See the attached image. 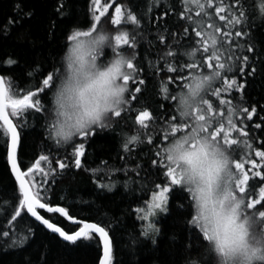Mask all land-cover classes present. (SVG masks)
Masks as SVG:
<instances>
[{
  "label": "snow or ice",
  "instance_id": "obj_1",
  "mask_svg": "<svg viewBox=\"0 0 264 264\" xmlns=\"http://www.w3.org/2000/svg\"><path fill=\"white\" fill-rule=\"evenodd\" d=\"M41 6V0H15L0 27V161L7 178L4 183L0 177V256H16L14 264H60L58 249L95 245L98 264H117L121 231L136 245L146 240L156 245L158 222L167 214L187 233L179 239L175 233L170 236L183 264H214L205 246L213 239L220 243L221 225L218 220L212 223L218 215L219 172L193 191L188 184L197 181L195 171L189 175L179 161L173 162L174 152L188 155L189 164L201 152L208 157L209 139L229 155L230 191L234 200L239 197L223 230L232 238L241 235V218L250 214L264 223V0H147L146 5L142 0H90L83 19L73 13V0H52L47 15L40 13ZM37 24L42 39L64 40L61 52L66 47L75 51L82 37L101 26L115 33V54L133 50L127 65L131 75L122 81L127 86L125 104L111 113L110 122L82 129L71 142L51 138L49 130L55 125L46 119L39 146L29 143V130L51 115V93L61 71L55 57L51 64H37L27 49L9 46L20 30L19 41L27 40L35 49ZM142 44L147 49L140 55ZM110 55L105 50L99 59ZM208 74L216 79L205 89ZM31 81L35 83L26 87ZM185 92L200 97L201 103L192 107L185 99L181 111L177 97ZM133 116L125 131L121 121L128 125ZM104 132L120 137L114 149L118 165L98 155L104 145L97 141L109 139L101 135ZM28 154L34 158L30 166L24 163ZM81 172L90 173L97 198L117 186L124 189L127 204L120 215L70 189L62 190L60 203L54 204L57 186ZM193 201L199 203L198 214ZM41 210L71 220V227L58 226ZM133 216L138 229L135 221L131 229L125 224Z\"/></svg>",
  "mask_w": 264,
  "mask_h": 264
},
{
  "label": "clouds",
  "instance_id": "obj_2",
  "mask_svg": "<svg viewBox=\"0 0 264 264\" xmlns=\"http://www.w3.org/2000/svg\"><path fill=\"white\" fill-rule=\"evenodd\" d=\"M114 35V32L101 26L91 36L82 37V42L75 51L66 47L58 58L61 71L51 93V115L47 117V121L55 125L49 130L50 137L59 139L62 144L71 142L84 128H101L110 122L111 113L126 102L127 86L122 81L124 75H131L127 65L133 60L134 54L126 51L115 54ZM105 50L112 52V55L107 60L100 61L99 57ZM110 68L112 71L109 73ZM101 73L108 75L102 76ZM215 79L214 74H208L205 89ZM177 99L181 111L185 110V99L192 107L201 103L200 97L193 98L187 92L183 96L178 95ZM206 148L209 156L205 157L201 152L198 159L193 160L191 164L187 163L191 159L188 155L173 153L174 163L179 161L189 175L193 170L197 174V181L188 184L193 191L205 186L219 172L218 215L212 218V223L218 220L221 225L220 243L218 245L217 240L213 239L206 244L205 250L214 257V264H264V223L254 219L255 214L241 218L244 223V233L241 235L232 238L229 232L223 230L222 226L232 214L239 197L235 200L232 198L228 182L231 160L225 149L210 139L206 142ZM189 175H186V181ZM220 203H223L222 210ZM193 207L194 212L198 214L200 207L197 201H193ZM211 226L212 224L210 228Z\"/></svg>",
  "mask_w": 264,
  "mask_h": 264
},
{
  "label": "trees",
  "instance_id": "obj_3",
  "mask_svg": "<svg viewBox=\"0 0 264 264\" xmlns=\"http://www.w3.org/2000/svg\"><path fill=\"white\" fill-rule=\"evenodd\" d=\"M14 2L15 0H0V27H3V25L6 23L8 14L11 12V5ZM89 2L90 0H73V13L83 19L81 13H87V5ZM56 3H59V0H56ZM142 3L146 5L147 0H142ZM176 3L179 4V0H176ZM41 5L42 6L39 9L41 14L47 15V13L52 10V0H41ZM111 11L114 14L115 9L112 8ZM19 33L20 30H16V32L13 33L12 40L10 41L9 46H18L27 49L30 58L33 61L37 62V64L39 62H47L48 64H51L54 57L58 61V58L62 53L60 49L64 43L63 39H57L55 42L49 41L47 39H42L41 25L37 24L33 29V36L37 39V45L35 49H31L27 40L23 42L19 41ZM146 49L147 45L142 44L140 47H138L137 51L140 55H143ZM126 52L132 53L133 50L128 49ZM155 53L156 50L153 49L151 53L153 58H155ZM34 83L35 81H31L26 83L25 86L31 87ZM173 87H175V85H173ZM256 91V89L253 90L254 96L256 95ZM222 98L227 99L228 97L222 96ZM216 104H219L218 100H216ZM46 119L47 118L40 119L35 129L29 130L32 132V135L29 137V143L33 144L34 146H39L41 137L46 135V131L44 128ZM133 122L134 116L132 120L128 122V125H125L124 121H121V126L124 127L125 131H127L128 128L132 126ZM101 135L109 137V139H102L97 141L98 144L104 145V148L100 152H98V155L101 159H109L110 163H115L118 165L119 161L114 159V149L120 146V137L116 132H104L101 133ZM253 135L257 136L258 143L259 134L254 132ZM39 154L40 151L37 147L36 158H38ZM45 154L47 153L45 152ZM55 154L56 153L54 149L53 157H55ZM60 154L62 155L63 153L61 152ZM241 155L242 153L238 156V158ZM89 159L90 166L96 167L97 164L91 163V158ZM24 163L29 166L34 163V158L31 156V154H28L24 157ZM0 177H3V182L7 183V178L4 177L3 173L2 161H0ZM69 189L77 196L83 197L85 200H96L97 204L105 205L107 208L114 211L116 215H120V209L124 208L127 204V193H125L124 189L120 186L114 188L112 192H105L102 198H97L95 195V186L91 182L90 173L83 172L76 175L75 178H73L71 175H68L64 178L63 182L57 186L56 199L54 200V204L60 203L59 196L62 195V190L68 191ZM41 212L43 215H45L46 218L52 217L55 223L65 228L66 230H68L72 225L57 213L49 214L43 212V210H41ZM100 215L103 216L104 212L101 211ZM134 221L135 217L133 216L131 218H127L125 220V224L128 225L129 229H131ZM135 225L138 229L139 222L135 221ZM157 226L161 229V234L155 237V239L157 240L156 245H152L150 240H146L143 245H136L134 241L129 238L128 232L122 230L119 234L120 243L118 247L120 250L115 257L117 264H174L175 261L180 260L174 242L170 239V236L175 233L178 239L182 235L186 237L187 233L184 229V225L180 223L176 217L164 214L159 220ZM4 227H7V224H5ZM129 247L134 250V254L129 251ZM56 255H58L60 264H98L95 245L92 248H80L73 251H60L58 249ZM16 259V256H0V264H14ZM53 264H57V262L54 260ZM180 264H183V260H180Z\"/></svg>",
  "mask_w": 264,
  "mask_h": 264
},
{
  "label": "water",
  "instance_id": "obj_4",
  "mask_svg": "<svg viewBox=\"0 0 264 264\" xmlns=\"http://www.w3.org/2000/svg\"><path fill=\"white\" fill-rule=\"evenodd\" d=\"M58 214V213H57ZM46 218V217H45ZM66 221H68L69 223H71L72 224V221L71 220H68L67 218H65V217H63ZM58 225V224H57ZM58 226H60V225H58Z\"/></svg>",
  "mask_w": 264,
  "mask_h": 264
},
{
  "label": "rangeland",
  "instance_id": "obj_5",
  "mask_svg": "<svg viewBox=\"0 0 264 264\" xmlns=\"http://www.w3.org/2000/svg\"><path fill=\"white\" fill-rule=\"evenodd\" d=\"M240 154H241V153L238 152V153H237V156H239Z\"/></svg>",
  "mask_w": 264,
  "mask_h": 264
}]
</instances>
